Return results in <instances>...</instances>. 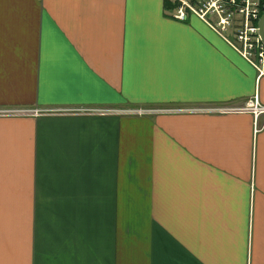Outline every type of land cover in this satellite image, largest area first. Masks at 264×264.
Instances as JSON below:
<instances>
[{
    "label": "crops",
    "instance_id": "0c3cea01",
    "mask_svg": "<svg viewBox=\"0 0 264 264\" xmlns=\"http://www.w3.org/2000/svg\"><path fill=\"white\" fill-rule=\"evenodd\" d=\"M166 2L0 0V264H264V78Z\"/></svg>",
    "mask_w": 264,
    "mask_h": 264
},
{
    "label": "built area",
    "instance_id": "2783aa9c",
    "mask_svg": "<svg viewBox=\"0 0 264 264\" xmlns=\"http://www.w3.org/2000/svg\"><path fill=\"white\" fill-rule=\"evenodd\" d=\"M177 7L171 15L181 21L189 16L203 20L221 36L257 72L259 79L264 78V40L261 35L260 20L264 13V0H171ZM57 112L69 113H140L146 110L121 111L113 108H63ZM213 110H234L216 108ZM238 111L253 112L257 117L264 114V105L259 96L249 101ZM15 112V111H10Z\"/></svg>",
    "mask_w": 264,
    "mask_h": 264
},
{
    "label": "trees",
    "instance_id": "16d2710c",
    "mask_svg": "<svg viewBox=\"0 0 264 264\" xmlns=\"http://www.w3.org/2000/svg\"><path fill=\"white\" fill-rule=\"evenodd\" d=\"M177 5H178L177 3H173L171 0H167L166 2V6L169 11H172L173 9H175Z\"/></svg>",
    "mask_w": 264,
    "mask_h": 264
},
{
    "label": "water",
    "instance_id": "95a60500",
    "mask_svg": "<svg viewBox=\"0 0 264 264\" xmlns=\"http://www.w3.org/2000/svg\"><path fill=\"white\" fill-rule=\"evenodd\" d=\"M260 28H261V35L264 40V14L262 15L261 20H260Z\"/></svg>",
    "mask_w": 264,
    "mask_h": 264
},
{
    "label": "rangeland",
    "instance_id": "374dc122",
    "mask_svg": "<svg viewBox=\"0 0 264 264\" xmlns=\"http://www.w3.org/2000/svg\"><path fill=\"white\" fill-rule=\"evenodd\" d=\"M89 108H98V107H89ZM121 108V107H120ZM117 109V110H121V109ZM122 108H124V110H126V109H130V110H132V109H135L136 108V106H129V107H122ZM126 108V109H125ZM124 110H121V111H124ZM137 110H140V111H142V110H150V109H137ZM22 112V111H21Z\"/></svg>",
    "mask_w": 264,
    "mask_h": 264
}]
</instances>
